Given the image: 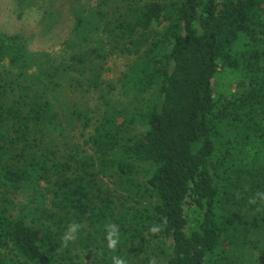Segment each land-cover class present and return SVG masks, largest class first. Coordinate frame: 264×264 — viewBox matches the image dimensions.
<instances>
[{"label":"trees","instance_id":"obj_1","mask_svg":"<svg viewBox=\"0 0 264 264\" xmlns=\"http://www.w3.org/2000/svg\"><path fill=\"white\" fill-rule=\"evenodd\" d=\"M113 1L80 5L64 57L0 31V264H76L61 239L73 221L105 242L109 223L123 243L149 235L166 264H224L235 226L247 239L255 225L244 223L263 213L264 201H249L264 191V0ZM111 52L134 56L128 86L158 87L143 131L102 91L95 110L60 101L67 84L84 87L87 62ZM221 70L235 91L216 97ZM107 169L138 197L120 212L98 180Z\"/></svg>","mask_w":264,"mask_h":264},{"label":"rangeland","instance_id":"obj_2","mask_svg":"<svg viewBox=\"0 0 264 264\" xmlns=\"http://www.w3.org/2000/svg\"><path fill=\"white\" fill-rule=\"evenodd\" d=\"M100 1L0 0V31L6 34L21 35L32 53L50 52L55 56L64 57L75 51L72 46L75 40L73 33L75 11L80 5L97 8L101 5ZM112 4L113 7L117 8L119 0L113 1ZM162 26L160 25L159 28ZM109 38L106 41L107 52L109 48L111 49V42H108ZM115 45H117L116 42L113 43V46ZM87 46V49L91 48V44L87 43ZM92 47H98V44H93ZM99 48L101 47L99 46ZM133 59L134 56L128 55L126 52H111L106 58L94 59L92 64L90 61L87 62L86 66L89 71L80 76L81 79L84 78V87L76 85L78 87L76 89L72 87L73 85L67 84L65 94H62L60 101H77L81 104L80 106H86L88 110H95L101 105L102 101L99 96L102 91L105 97L113 98L122 109L134 112L137 120L133 127H135L136 132L143 131L146 127L142 123L145 119L142 111L158 100L159 90L156 87L150 92H142L124 82L127 78V69ZM72 76L75 77V73ZM89 78L93 80L97 78V88L89 90ZM73 83L76 82L73 81ZM109 84L114 88L110 89ZM235 85L234 74L230 71L221 70L214 80L216 97L227 91L234 93ZM80 133L82 132L80 131ZM73 141L83 143V139L80 141L73 139ZM82 146L80 145L77 153L81 151V148L83 149ZM68 151H70V147ZM59 159L63 161L62 156ZM107 170L109 172L106 173H109V176L102 174L98 180L103 184L104 193L114 200L117 212H120L124 205L133 204L138 197L130 191L128 186L122 184L123 181H117L114 172L110 169ZM240 191L239 188L234 187L228 196L229 202L237 199V192ZM23 198L25 199V197ZM246 210L249 213V210ZM262 216H264V208L259 217L255 216L253 223H244L251 227L255 225L247 239L245 231L242 233L238 231V228H243V225L235 226L233 229L235 237L232 244L234 253L224 264H264V222ZM87 226L88 224H85L82 233L78 234L76 243H71L69 255L76 261V264H112L113 255L124 257L128 264H150L152 260L155 261V264L167 263V255L164 253L165 244L149 235L139 236L123 243L120 234L117 250L112 252L108 249L107 242L103 241L102 235H98L94 228L91 232ZM88 235L93 238L90 242L87 241Z\"/></svg>","mask_w":264,"mask_h":264},{"label":"clouds","instance_id":"obj_3","mask_svg":"<svg viewBox=\"0 0 264 264\" xmlns=\"http://www.w3.org/2000/svg\"><path fill=\"white\" fill-rule=\"evenodd\" d=\"M257 200L264 201V191H257L250 199V203H256ZM167 223L166 218H162L161 224L153 225L150 227L149 231L153 234L159 232L163 226ZM84 225L80 222L73 221L68 225V228L64 232L62 236V242L64 246H67L69 243L75 242L78 238V234L83 229ZM105 232H106V241L107 247L110 251L116 252L117 247L120 243V228L119 225L115 223H109L105 225ZM112 264H128L127 260L118 255L112 256ZM150 264H155V261H150Z\"/></svg>","mask_w":264,"mask_h":264}]
</instances>
